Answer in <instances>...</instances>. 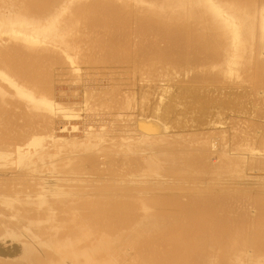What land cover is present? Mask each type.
Wrapping results in <instances>:
<instances>
[{
  "label": "bare ground",
  "instance_id": "6f19581e",
  "mask_svg": "<svg viewBox=\"0 0 264 264\" xmlns=\"http://www.w3.org/2000/svg\"><path fill=\"white\" fill-rule=\"evenodd\" d=\"M0 264H264V0H0Z\"/></svg>",
  "mask_w": 264,
  "mask_h": 264
},
{
  "label": "rangeland",
  "instance_id": "374dc122",
  "mask_svg": "<svg viewBox=\"0 0 264 264\" xmlns=\"http://www.w3.org/2000/svg\"><path fill=\"white\" fill-rule=\"evenodd\" d=\"M129 45H130V44L128 43V44L122 46L121 50H122V51L124 50V51H123L124 56H123L122 53H121L122 51H120L121 55H119V57L121 56L120 58H123V57H124V58H123V64L125 65V68H124V69L126 70L125 72H128V71H129V70H127L128 67H129V63L132 62L133 60H136V59L138 60V57L141 56V53H139L140 56H138V52H140L139 46H135L134 48H133V46H130V47H132V49H131V48L129 47ZM131 45H135V44H131ZM125 47H127V48H125ZM128 48H130V49H128ZM128 50H130V52H131V53L129 52L130 55H129V53L127 52ZM138 50H139V51H138ZM125 51H126V52H125ZM133 51H135L136 54L133 53ZM127 53H128V54H127ZM132 53L134 54L133 56H132ZM127 56H128V57H127ZM134 56L136 57V59H132V58H135ZM126 57H127L128 59H129V57H131L130 60H132V61H129L128 59H126V60H128V61H126V60H125ZM125 62H127V63L125 64ZM113 94H114V93H113V91H112V92L110 93V96L113 97V96H112ZM137 94L139 95V92H137ZM65 96H66L68 99H67ZM65 96H64V99H65V98H66V99H65V100H62V102H64L66 105H69V104H70V105H80L81 100H80V101H74V102H75V103H74V102H73L74 99H73L72 97H70L69 94H67V95H65ZM136 97H137V98H136L137 100H140V97H139V96H136ZM69 98H70V100L73 99V100H71L72 102L69 100ZM121 98H122V97H121ZM123 100H124V98H123ZM65 101H66V102H65ZM67 101H68V102H67ZM123 102H124V101H123ZM123 102H122V103H123ZM81 105H82V103H81ZM136 105H137V104H136ZM137 109H138V110H136V111L138 112V114H137V116L134 118V119H135V122H134V120H133V122H134V123L137 122L136 125L138 126V125H139V122H140V119H139V118H140V117H139V116H140V115H139L140 106L137 107ZM204 109H207V108H204ZM219 111H220V109H219V110H216L215 112H214V110H210L209 113H211L212 115L215 116L216 114H218ZM137 112H135V113H137ZM209 113H207V114H209ZM151 119H153L154 121L156 120V118H155V119H154V118H151ZM247 121H249V122H247V125H248V126H249L250 123H254V120H247ZM69 126H70V125H69ZM220 126L223 128V130H221V128H219V130H218V129H216V130H218V132L221 130V131L219 132V134H217V135H219V138H220V140H221V138H224V137H222V136H223V135L225 136V134H227V132H225V131H226V130H229V128L227 129L228 125H226L227 127H226V126H223V124H221ZM224 127H226V128H225V129H226L225 131H224ZM211 128H212L211 126H208V128H207L208 130L206 129V131H209V132L212 131ZM210 129H211V130H210ZM213 130H214V128H213ZM223 131H224V132H223ZM65 132H66V131H64V132H60L59 134H60V135H65L63 138H65V137L69 138V137H70L69 134H70L71 132H76V131H69V132L67 131L66 133H65ZM222 132H223V133H222ZM67 133H68V134H67ZM206 133H207V132H206ZM224 133H225V134H224ZM220 134H221L222 136H221ZM245 134H246L245 132H240V133H238L237 136H235V138H236V139H235L234 137H232V136H233V133H232V135H231V132H230V134L228 133V135H229V137H230L229 139H231V140L227 143V144H228V147H229L230 149H231V148H233V149H234V148H237V149H238V150L236 151V149H234V150L231 149V150H230V149L228 148L230 152H231V151H232V152H235V151H236V152H240L239 150H242V149H239V148H241V147H239V146H241L242 143H246ZM71 137H72V136H71ZM241 137H242V138H241ZM233 138H234L235 140H233ZM241 139H242V142H240ZM244 139H245V140H244ZM222 140H223V139H222ZM222 140L220 141L221 143H222ZM225 142H226V140H225ZM231 142H232V143H231ZM230 143H231V144H230ZM234 143H235V145H234ZM236 144H239V146L236 145ZM229 145H230V146H229ZM231 146H232V147H231ZM217 159H220V155H217V158H214V160L216 161V163H217ZM222 161H223V160H221V161L219 162V160H218L219 163H221ZM249 162H250V159H248V162H247V163H248V164H247L248 166L253 165L252 162H250V164H249ZM247 165H246V170H247V168L250 170V169L253 167V166H250V167H251V168H250V167H248ZM56 166H57V165H56ZM58 167L60 168L61 165L59 164ZM249 170H247L248 173H249ZM253 170L256 171L254 168H253ZM253 170H252V172H253ZM261 171H262V170H261Z\"/></svg>",
  "mask_w": 264,
  "mask_h": 264
}]
</instances>
